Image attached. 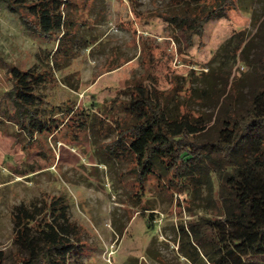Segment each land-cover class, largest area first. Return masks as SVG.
<instances>
[{
  "label": "rangeland",
  "instance_id": "374dc122",
  "mask_svg": "<svg viewBox=\"0 0 264 264\" xmlns=\"http://www.w3.org/2000/svg\"><path fill=\"white\" fill-rule=\"evenodd\" d=\"M72 2L86 24L75 59L47 92L54 102L74 101V117H85L88 129L74 136L66 126L32 139L0 118V264L17 261L14 207L61 195L82 229L77 264H196L184 254L190 246H178L181 225L213 214L218 181L204 174L178 190L156 176L141 178L131 156L109 152L117 134L113 103L143 83L173 95L175 111L212 119L209 126L224 113V100L245 108L261 84L255 66L264 51V0H235L191 47L167 20L181 10L177 0ZM48 47L0 2V97L10 88V65L27 69Z\"/></svg>",
  "mask_w": 264,
  "mask_h": 264
},
{
  "label": "trees",
  "instance_id": "16d2710c",
  "mask_svg": "<svg viewBox=\"0 0 264 264\" xmlns=\"http://www.w3.org/2000/svg\"><path fill=\"white\" fill-rule=\"evenodd\" d=\"M0 2L49 44L37 64L27 69L10 65L11 84L0 97V118L32 139L66 126L78 136L88 125L85 117H74L76 103L54 102L47 91L58 85L57 71L75 59L76 39L86 21L76 16L72 0ZM176 4L181 10L167 20L187 47L202 35L205 24L235 8V0ZM255 68L261 84L246 107L224 100V113L211 126L212 119L181 107L175 111L173 95L143 83L130 87L126 100L113 103L117 134L107 145L109 152L118 158L131 156L141 178L156 176L166 188L178 190L194 185L204 174L218 181L213 214L190 221L187 229L181 225L186 240L179 239L178 246H190L184 254L196 264H264V51ZM210 130L209 138H200ZM12 224L15 264H77L82 229L71 219L65 195L16 205Z\"/></svg>",
  "mask_w": 264,
  "mask_h": 264
}]
</instances>
